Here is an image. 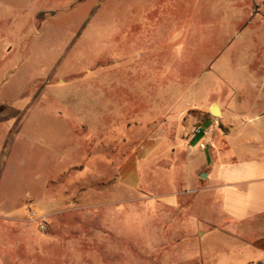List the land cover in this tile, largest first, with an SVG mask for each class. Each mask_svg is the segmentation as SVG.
<instances>
[{
    "label": "rangeland",
    "instance_id": "obj_1",
    "mask_svg": "<svg viewBox=\"0 0 264 264\" xmlns=\"http://www.w3.org/2000/svg\"><path fill=\"white\" fill-rule=\"evenodd\" d=\"M213 105L264 127V0H0V264H241L218 197L159 202L169 151L119 171Z\"/></svg>",
    "mask_w": 264,
    "mask_h": 264
},
{
    "label": "crops",
    "instance_id": "obj_2",
    "mask_svg": "<svg viewBox=\"0 0 264 264\" xmlns=\"http://www.w3.org/2000/svg\"><path fill=\"white\" fill-rule=\"evenodd\" d=\"M180 103L185 104L183 100ZM220 110L224 116L226 111L221 107ZM187 112L179 113L181 123L175 136L172 132L152 134L136 142L134 135L129 134L128 144L138 148L132 150L119 170L120 176L128 178L131 188L137 189L140 162L146 163L153 155L162 158L169 151L175 158L170 172L178 169V177L182 179L176 187L158 196L159 202L176 208L181 205L180 201L188 200L186 193L190 190L195 194L207 193L218 197L220 215L234 226L229 241L240 251L241 264H264V132L254 139L240 132L246 127L262 131V123L240 122L234 131L226 133L222 126L227 124L221 122L222 119L216 120L209 111L204 121L198 124L207 134L194 137L193 130L197 124L186 119ZM174 128L172 125L170 130ZM166 142L168 146L164 148L163 143ZM203 174H206V179L201 177ZM179 184L190 190L179 189ZM223 241H227L226 237ZM210 255L211 251H208L203 257L209 259Z\"/></svg>",
    "mask_w": 264,
    "mask_h": 264
},
{
    "label": "water",
    "instance_id": "obj_3",
    "mask_svg": "<svg viewBox=\"0 0 264 264\" xmlns=\"http://www.w3.org/2000/svg\"><path fill=\"white\" fill-rule=\"evenodd\" d=\"M210 112H211V114H212L214 117H218V116H221V115H222V114H221L220 107H219L218 105H213V106L211 107ZM201 177H202L203 179H206V178H207V177H206V174L201 175Z\"/></svg>",
    "mask_w": 264,
    "mask_h": 264
},
{
    "label": "built area",
    "instance_id": "obj_4",
    "mask_svg": "<svg viewBox=\"0 0 264 264\" xmlns=\"http://www.w3.org/2000/svg\"><path fill=\"white\" fill-rule=\"evenodd\" d=\"M201 134H207V133L204 132V128H203L202 125H197V126L194 128V130H193V136H194V137H197V136H199V135H201Z\"/></svg>",
    "mask_w": 264,
    "mask_h": 264
}]
</instances>
